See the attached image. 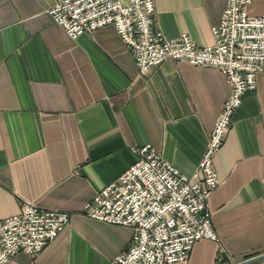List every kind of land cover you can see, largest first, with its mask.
Instances as JSON below:
<instances>
[{
    "label": "crops",
    "instance_id": "1",
    "mask_svg": "<svg viewBox=\"0 0 264 264\" xmlns=\"http://www.w3.org/2000/svg\"><path fill=\"white\" fill-rule=\"evenodd\" d=\"M55 0H0V219L23 202L69 215L36 257L9 264H112L133 229L91 219L84 205L154 146L191 177L231 89L219 70L168 60L140 75L108 25L71 39ZM227 0H155L167 38L213 44ZM250 15L264 14L251 0ZM221 185L208 210L218 242L201 240L186 264H235L264 253V72L244 94L214 158ZM252 264H264V259Z\"/></svg>",
    "mask_w": 264,
    "mask_h": 264
},
{
    "label": "built area",
    "instance_id": "2",
    "mask_svg": "<svg viewBox=\"0 0 264 264\" xmlns=\"http://www.w3.org/2000/svg\"><path fill=\"white\" fill-rule=\"evenodd\" d=\"M250 3L227 0L207 47L187 34L165 37L156 26L155 0H55L50 9L71 39L112 26L140 75L173 60L219 70L231 89L191 177L151 144L132 147L136 161L84 205L91 219L133 229L112 264H186L195 243L218 242L208 210L211 194L221 185L214 158L244 94L256 88L257 75L264 72V14L250 15ZM68 223L67 213L23 202L18 214L0 219V264H9L19 251L38 256Z\"/></svg>",
    "mask_w": 264,
    "mask_h": 264
},
{
    "label": "water",
    "instance_id": "3",
    "mask_svg": "<svg viewBox=\"0 0 264 264\" xmlns=\"http://www.w3.org/2000/svg\"><path fill=\"white\" fill-rule=\"evenodd\" d=\"M262 259H264V253L257 255V256H254V257H251V258H248L246 260H243V261H241L239 263H235V264H252V263L260 261Z\"/></svg>",
    "mask_w": 264,
    "mask_h": 264
}]
</instances>
